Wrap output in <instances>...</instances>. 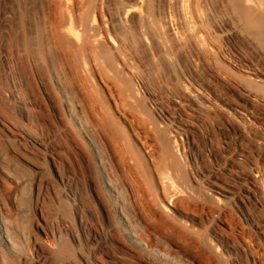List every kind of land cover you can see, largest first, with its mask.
Instances as JSON below:
<instances>
[{"label": "rangeland", "instance_id": "rangeland-1", "mask_svg": "<svg viewBox=\"0 0 264 264\" xmlns=\"http://www.w3.org/2000/svg\"><path fill=\"white\" fill-rule=\"evenodd\" d=\"M119 206L264 264V0H0V264H145Z\"/></svg>", "mask_w": 264, "mask_h": 264}, {"label": "bare ground", "instance_id": "bare-ground-1", "mask_svg": "<svg viewBox=\"0 0 264 264\" xmlns=\"http://www.w3.org/2000/svg\"><path fill=\"white\" fill-rule=\"evenodd\" d=\"M103 185H104L105 191L107 193L111 194L112 197H114V195L116 193L114 187L109 182H107L106 180L103 182ZM172 198H175V197L171 196V199ZM116 199L118 201V198H116ZM114 212H115L114 214L116 215L117 219L120 222L118 224H124L123 226L125 227V231H124L125 238L131 244H133L137 249H139L141 252L150 255L151 259H150V257L149 258L147 257L148 261L145 264H197L193 259V258H195L194 255L191 254V251L193 249L192 246L189 245L185 251L178 252V251L174 250L171 245L162 241L160 239V237H158V241L165 247V249H163L162 247L156 248V247H154L153 243L152 244H146V242H145V244H144L143 243L144 241L140 242L138 240V238L134 234V232L128 230L127 219L125 218V215H127V214H124V210H122L119 206V207L114 209ZM165 223H167V222H165ZM165 226L172 229V230L177 231L178 235L181 236L180 238H182V239L185 238V235L178 228H176L175 225L173 226L171 224H166ZM0 241H1L2 246L4 248H7L8 244H10V241L8 240V236L6 233L1 235Z\"/></svg>", "mask_w": 264, "mask_h": 264}]
</instances>
